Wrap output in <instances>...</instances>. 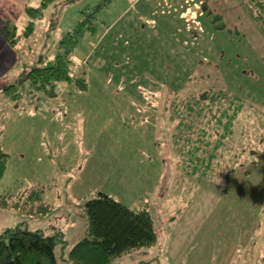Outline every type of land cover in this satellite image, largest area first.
<instances>
[{
    "label": "rangeland",
    "instance_id": "rangeland-1",
    "mask_svg": "<svg viewBox=\"0 0 264 264\" xmlns=\"http://www.w3.org/2000/svg\"><path fill=\"white\" fill-rule=\"evenodd\" d=\"M9 3L0 0V81L16 77L41 56L51 59L58 39L101 0L50 6L34 20L28 36L24 31L30 18L18 10L20 17L10 15ZM27 3L40 5L39 0ZM203 7L221 15L218 21L231 32L212 28ZM120 15L124 21L104 36L105 23ZM95 16L99 33L78 38L75 48L81 57L76 62L83 65L87 60L88 66L110 76L118 86L114 93L118 102L107 104L112 84L101 82L100 89L81 91L91 98L86 105L90 120L83 112L73 113L71 124L88 132L92 148L79 138L77 160L67 161L71 158L67 153L62 162L59 153L47 160L50 167L10 164V172L0 180V195L38 185L43 201L53 207L44 216L0 207V233L19 223L46 234L59 229L64 242L55 247V255L65 257L85 233L83 201L102 192L130 208L146 207L158 235L153 246L132 250L116 264H264V162L252 165L264 160V26L244 0H107ZM51 22L56 23L52 33ZM11 25L18 35L14 47L5 42L4 26ZM170 87L176 94L168 92ZM221 88L243 98L245 107L228 144L218 152L219 165L200 183L177 163L179 149L171 136L174 123L164 107L171 97ZM44 98L23 110L44 116L39 108ZM2 103L0 97V114ZM130 111L137 113L134 120L141 126L132 123ZM6 112L5 108L3 130L8 126L5 118L11 116ZM120 130L130 134L124 136ZM149 155L155 159L147 161ZM118 156L124 163L115 160ZM29 163L36 164L33 159ZM79 180L84 184L77 186Z\"/></svg>",
    "mask_w": 264,
    "mask_h": 264
},
{
    "label": "trees",
    "instance_id": "trees-1",
    "mask_svg": "<svg viewBox=\"0 0 264 264\" xmlns=\"http://www.w3.org/2000/svg\"><path fill=\"white\" fill-rule=\"evenodd\" d=\"M75 1L39 0L40 5L37 7L27 5L25 13L30 20L25 34L28 36L33 32L34 20L40 19L45 9L50 6L62 8L61 5ZM244 1L255 19L264 26V0ZM106 4L107 0H101L93 12L58 39L57 51L51 59L41 56L33 64L23 67V71L16 77H4L5 80L0 81L4 110L26 109L29 105L33 107L39 97L56 98L66 85H72L79 91L87 89L85 69L88 61L83 62V65L77 63L75 57L78 55L75 56L73 51L77 48L75 45L79 37L93 38L99 33L95 12ZM203 9L210 16L212 28L231 32L225 23L218 21L222 19L221 15L213 14L206 7ZM54 24L51 22L48 27L51 33L55 30ZM4 33L5 42L14 47L18 41L16 26H4ZM172 90L168 88V92ZM172 92L176 94V91ZM244 107L243 98L224 88L207 89L190 97H171L166 100L164 110L168 120L174 123L171 136L179 149L180 159L177 163L182 165L187 176L201 183L211 175L210 172L220 163L221 153L218 152L228 144ZM3 111L0 114V125ZM2 135L3 129L0 127V180L10 158L2 148ZM166 144L169 149L168 142ZM263 162L262 157L258 162H252V165ZM0 207L15 208L29 216H44L53 206L43 201V188L32 185L17 192L1 194ZM82 209L85 233L65 257L62 254L58 257L55 255V247L64 242L61 230L46 234L41 229L31 230L19 223L0 233V264H59L60 260L64 264H116L124 254L138 248H149L157 241L154 220L146 207L130 208L112 196L98 192L83 201Z\"/></svg>",
    "mask_w": 264,
    "mask_h": 264
},
{
    "label": "crops",
    "instance_id": "crops-1",
    "mask_svg": "<svg viewBox=\"0 0 264 264\" xmlns=\"http://www.w3.org/2000/svg\"><path fill=\"white\" fill-rule=\"evenodd\" d=\"M9 2L10 3L8 4V7L11 8H9L10 10L8 8L7 9L10 15L15 13L17 14V18L20 17V14L16 13L15 10L25 13L24 2L28 5L27 0H9ZM125 10H127V8H124L120 13L123 14ZM123 19L124 17L120 15L115 21L106 22L105 26L107 27L105 31L103 29L104 36H106L113 28H115L118 23L124 21ZM77 49L78 48L73 51L75 56L76 54L78 55ZM75 59L78 58L75 57ZM85 70L88 90L100 89L101 82L107 84V86L112 84V79L110 76L103 74L96 68L87 66ZM110 89L113 96L109 98L107 104H109V102L111 104H115L118 102V99L114 97V93H116L118 86L112 84V88ZM83 93L84 92L77 90L72 85L64 86L60 95L56 98H44V100L40 101L39 108L44 109V116L40 113L27 112L23 110L24 108L16 110L8 109V113L6 112V117H9V114L11 116L7 119L5 118L8 126L6 127L5 125L1 141L2 148L10 156L4 175L10 172H8L10 164L19 168L33 167L36 169L38 166L50 167L52 162L47 160L54 158V156L59 153L61 154L62 162L66 160V157L63 156L67 153L71 156V158L67 161H73L74 159L77 160V155L75 157V154L78 152L79 138L80 140H83L84 143H87L89 149L92 148V146L90 147L89 145L91 142V136L88 134V132H79L77 131L76 126L73 128L71 124L74 120L72 116L73 113L77 115L78 113L83 112L85 118L88 121L90 120L89 115L91 114L88 108H86V105H90L91 98H85V96L82 95ZM122 100L126 99L123 97ZM122 100H120V104ZM132 104L127 103V105H131V107ZM131 114L132 113L130 111L129 115L131 116L132 123L134 125L141 126L139 121L134 120V115L137 113ZM14 115L19 116V120L16 118L13 119L12 117ZM145 118L147 117L145 116ZM85 129L89 130L90 127L85 125ZM124 132V136H128L130 134V131L125 130ZM150 143H153V139H151ZM119 149L123 150V147L119 146ZM107 152L110 151L108 150ZM127 152L130 153L131 150L127 149ZM154 157V155H149L147 161L154 160ZM31 159L36 162V164L33 166H30L29 163ZM43 160L46 161L43 162ZM115 160L117 162L122 161V163H124L121 156H118ZM82 180H79L77 186L84 184L85 181L82 182ZM180 244L181 243H179L177 246V249L179 248Z\"/></svg>",
    "mask_w": 264,
    "mask_h": 264
}]
</instances>
